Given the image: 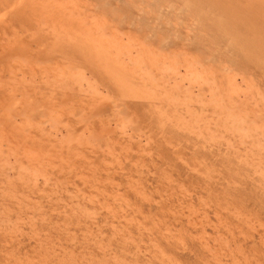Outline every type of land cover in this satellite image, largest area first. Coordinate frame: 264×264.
<instances>
[{"label": "rangeland", "instance_id": "obj_1", "mask_svg": "<svg viewBox=\"0 0 264 264\" xmlns=\"http://www.w3.org/2000/svg\"><path fill=\"white\" fill-rule=\"evenodd\" d=\"M0 264H264V0H0Z\"/></svg>", "mask_w": 264, "mask_h": 264}]
</instances>
